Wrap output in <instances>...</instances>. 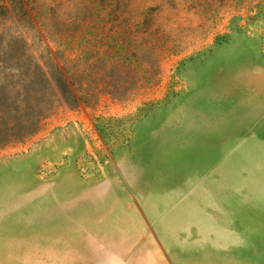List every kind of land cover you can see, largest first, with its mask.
Masks as SVG:
<instances>
[{
  "label": "rangeland",
  "instance_id": "374dc122",
  "mask_svg": "<svg viewBox=\"0 0 264 264\" xmlns=\"http://www.w3.org/2000/svg\"><path fill=\"white\" fill-rule=\"evenodd\" d=\"M0 113V264H264V0H0Z\"/></svg>",
  "mask_w": 264,
  "mask_h": 264
},
{
  "label": "trees",
  "instance_id": "16d2710c",
  "mask_svg": "<svg viewBox=\"0 0 264 264\" xmlns=\"http://www.w3.org/2000/svg\"><path fill=\"white\" fill-rule=\"evenodd\" d=\"M19 104L22 106L24 105L23 107L27 108V104H23V101H20ZM18 109H19V107L15 106L14 108L11 109V111H15ZM23 110H24V108H21L19 112H21ZM21 117L22 116H20L19 118H21ZM17 120L12 118L11 115L5 116V115L0 113V147L4 146L7 143H10L13 140V138L16 137V135H14L11 131L15 127L14 125L18 122ZM31 122H32V120L29 119L25 123L27 124V123H31ZM25 123L21 124L19 126L26 127ZM37 129H38V126L35 125V126L31 127L27 132H23L22 134H20L18 137H20L19 138L20 140L26 139L28 136L33 135L37 131Z\"/></svg>",
  "mask_w": 264,
  "mask_h": 264
}]
</instances>
